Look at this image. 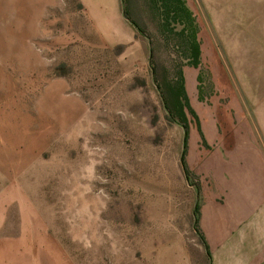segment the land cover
I'll return each mask as SVG.
<instances>
[{"label":"rangeland","instance_id":"obj_1","mask_svg":"<svg viewBox=\"0 0 264 264\" xmlns=\"http://www.w3.org/2000/svg\"><path fill=\"white\" fill-rule=\"evenodd\" d=\"M142 1L130 18L166 59L153 61L159 85L183 84L189 138L241 117L263 134L264 0H184L191 16L169 53ZM103 6L112 17L119 0H0V264L27 259L9 248L22 239L65 264H176L199 245L201 149L191 140L188 179L181 119L168 118L151 62L137 60L139 40L116 20L126 44L95 36Z\"/></svg>","mask_w":264,"mask_h":264},{"label":"crops","instance_id":"obj_2","mask_svg":"<svg viewBox=\"0 0 264 264\" xmlns=\"http://www.w3.org/2000/svg\"><path fill=\"white\" fill-rule=\"evenodd\" d=\"M176 2L180 6L179 0H146L149 16L142 19L143 24H149L152 20L157 23L151 29L160 32L156 36L162 39L161 45L165 46L167 53L176 49ZM143 4L145 0L141 2ZM184 5L187 8L186 3ZM127 7L131 10V0H128ZM102 8L98 10L92 27L95 36L101 41L103 39L110 46L126 42L119 40L122 37L116 33L112 22L116 20L127 26L131 36L139 40L142 56L138 61L148 63L166 60L165 57H154L155 53L161 55V52H155L154 36L146 32L149 26L144 29L142 25L146 34L136 32L125 17L122 0H119V7H114L112 17L104 6ZM161 51L163 55L165 50ZM236 122L228 120L227 125H220L213 120L209 128H203L201 123L202 136L195 135L193 138L190 135V167L193 158H196L193 157L191 140L194 149H201L200 164L196 167L199 182L192 185L196 191L194 210L199 204V214L197 221L194 215L190 218L195 228L197 226L194 232L200 242L196 251L183 257L176 254V264H264V133L260 134L255 122V128L252 129L251 123L244 117L236 119ZM258 125L261 126L260 123ZM216 142L222 146L219 152L215 148ZM21 241L18 240L16 245L9 248L12 249L11 253L18 255L21 250L27 259L14 257L12 261L15 264H65L51 260L50 263L48 260L44 262V253L40 256L38 251L39 243L33 246L24 239ZM2 249H6V246Z\"/></svg>","mask_w":264,"mask_h":264},{"label":"trees","instance_id":"obj_3","mask_svg":"<svg viewBox=\"0 0 264 264\" xmlns=\"http://www.w3.org/2000/svg\"><path fill=\"white\" fill-rule=\"evenodd\" d=\"M127 2L128 0H122V7L125 13V17L130 21L131 25L138 31L141 32L142 34H146L145 31L138 26L136 23L132 22L129 13H131L132 11L127 7ZM180 6L177 4L176 2V24H178L179 22V18H182L181 14L183 15H187V16H191V12L187 11V9L185 8V3L183 0H179ZM193 40L189 41L190 46H189V51H190V58H189V62H191L192 66L194 67H198L199 66V57H200V45L197 42L195 36H192ZM151 68L154 71V80L155 83L157 84V89L160 93L162 102H163V106L166 110V114L168 116V118L174 122H176V115H178V117L181 119V124L180 126L183 128L184 130V139H183V154H182V164L183 167L186 169V173H187V177L189 179V174L187 172V164H186V152L188 150V140H189V132H188V126L186 123V114H185V104L183 107H180L177 105L176 102V97H184L183 93H184V87L183 84L180 80H178L177 84L176 83H172L170 81H166L165 85H166V89H168V96L166 95V89L159 85V82L157 80L156 74H155V65L153 63V61H151ZM191 110V109H190ZM184 123H183V122ZM198 214H199V204H196V208L194 210V216H195V221L198 220ZM197 227V226H196ZM196 229V228H194Z\"/></svg>","mask_w":264,"mask_h":264}]
</instances>
